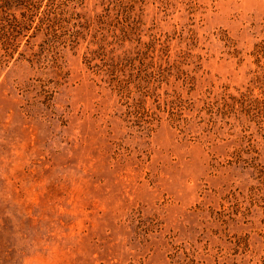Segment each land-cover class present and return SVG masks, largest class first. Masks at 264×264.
<instances>
[{"label": "rangeland", "instance_id": "1", "mask_svg": "<svg viewBox=\"0 0 264 264\" xmlns=\"http://www.w3.org/2000/svg\"><path fill=\"white\" fill-rule=\"evenodd\" d=\"M41 5L0 44V264H264V0Z\"/></svg>", "mask_w": 264, "mask_h": 264}, {"label": "trees", "instance_id": "2", "mask_svg": "<svg viewBox=\"0 0 264 264\" xmlns=\"http://www.w3.org/2000/svg\"><path fill=\"white\" fill-rule=\"evenodd\" d=\"M42 1L0 0V44L7 54H13L23 38L31 36L29 31L33 27L40 29L49 20V7L40 10ZM257 53L264 54V46Z\"/></svg>", "mask_w": 264, "mask_h": 264}]
</instances>
